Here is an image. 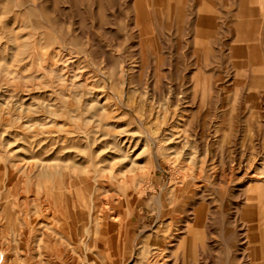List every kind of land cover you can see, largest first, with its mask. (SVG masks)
Here are the masks:
<instances>
[{"label": "rangeland", "instance_id": "374dc122", "mask_svg": "<svg viewBox=\"0 0 264 264\" xmlns=\"http://www.w3.org/2000/svg\"><path fill=\"white\" fill-rule=\"evenodd\" d=\"M263 198L264 0H0V264H264Z\"/></svg>", "mask_w": 264, "mask_h": 264}, {"label": "bare ground", "instance_id": "6f19581e", "mask_svg": "<svg viewBox=\"0 0 264 264\" xmlns=\"http://www.w3.org/2000/svg\"><path fill=\"white\" fill-rule=\"evenodd\" d=\"M200 21V20H199ZM240 35V34H239ZM16 54H17V52H16ZM237 63V62H236ZM45 66V65H44ZM247 68V67H246ZM70 69V68H69ZM245 70V69H244ZM243 70V71H244ZM239 72V71H238ZM256 73V72H255ZM62 74V73H61ZM258 76V75H257ZM260 81V80H259ZM259 84V83H258ZM211 89V88H210ZM95 177V176H94ZM189 177V176H188ZM191 177V176H190ZM192 178V177H191ZM185 179H187L186 177H185ZM193 181V180H192ZM123 183V182H122ZM183 185H185V183H186V181L185 180H183L182 182H181ZM96 184V183H95ZM131 184V183H130ZM259 184V183H258ZM125 186H127L126 185V183L124 184ZM179 185V184H178ZM195 185V184H194ZM123 186V185H122ZM61 187V186H60ZM99 187V186H98ZM128 187V186H127ZM127 187H126V190H127ZM179 188V187H178ZM69 189V188H68ZM94 189V188H93ZM103 189V188H102ZM124 189V188H123ZM183 189V188H182ZM104 190V189H103ZM125 190V189H124ZM129 190V192L131 193V191H130V189H128ZM96 191V190H95ZM105 191H106V189H105ZM127 192V191H126ZM203 192V191H202ZM259 192V191H258ZM58 193V192H57ZM93 193V192H92ZM107 193V192H106ZM185 193V192H184ZM250 193V192H249ZM61 195H62V193H61ZM128 195V194H127ZM201 195V194H200ZM247 195V194H246ZM252 195V194H251ZM84 196H86V195H84ZM110 196V195H109ZM132 196V195H131ZM174 196V195H173ZM250 196V194L247 196V198H246V202H247V207L245 208L246 209V211L248 212V213H250V214H252L254 217H258L259 215L258 214H256L255 212H253V208L255 207L254 206V204H253V199H254V196L253 197H249ZM58 198V197H57ZM190 198V197H189ZM95 199V198H94ZM120 199V198H119ZM128 199V198H127ZM37 200H39V199H37ZM36 200V201H37ZM106 200V199H105ZM129 200V199H128ZM131 200V199H130ZM88 201V200H87ZM102 201V200H101ZM118 202H120V200H117ZM94 202H95V200H94ZM112 202H113V200H112ZM130 202V201H129ZM183 202V201H182ZM257 202V201H256ZM263 202H264V198H263ZM90 203V202H89ZM105 203V202H104ZM122 202H120V204H121ZM103 204V203H102ZM112 204V203H111ZM91 205V204H90ZM103 205H105V204H103ZM110 205V204H109ZM109 205H108V207H109ZM118 205V204H117ZM130 205V204H129ZM161 205V204H160ZM184 205V204H183ZM258 205V204H257ZM102 205H100V207H101ZM107 206V205H106ZM122 206V205H121ZM182 206V205H181ZM260 206V205H259ZM58 207V206H57ZM163 207V206H162ZM184 207V206H183ZM202 207V206H201ZM47 208V207H46ZM56 208V207H55ZM91 208V207H90ZM117 208V207H116ZM164 208V207H163ZM176 208V207H175ZM49 209H50V206H49ZM92 209V208H91ZM90 209V210H91ZM108 210H109V208H107ZM113 209V208H112ZM118 209V208H117ZM171 209H173V207L171 208ZM192 209V208H191ZM46 210H48V208L46 209ZM100 210V209H99ZM114 210V209H113ZM113 210L111 211V212H109L108 213V211L106 212V211H100V213L99 212H97V213H95L94 215H91L90 216V212H89V216H88V218L90 219V218H92V219H94V221H95V224H98V223H100V222H103V226H102V235L100 234V233H98L99 234V236L98 235H95V231L94 230H92L91 231V233H88V229H85L84 230V233H87V235H85V237L83 238V240H86L87 241V244L89 245V246H91V245H93L94 246V249L95 250H99V246H100V240L102 239V238H100V237H106L107 235L111 238L112 236V234L114 233V230H117V232L119 233L120 232V229H122V227H123V224H121L120 223V221H119V219H117V217H119V216H117L116 217V215H115V213L113 212ZM52 211V210H51ZM51 211H50V213H51ZM58 211V210H57ZM115 211V210H114ZM121 211V210H120ZM122 211H124V210H122ZM176 211V210H175ZM181 211V210H180ZM54 212V211H53ZM183 212V211H182ZM189 212V211H188ZM29 213V212H28ZM98 213H99V215H98ZM122 213V212H121ZM121 213L119 212V214L121 215ZM45 214V213H44ZM57 214V213H56ZM63 214V213H62ZM117 214V213H116ZM128 214V213H127ZM246 214V213H245ZM55 215V214H54ZM53 215V216H54ZM178 215V214H177ZM187 215V214H186ZM258 215V216H257ZM243 216H244V214H243ZM47 217H49V216H47ZM50 217H52V216H50ZM107 217H109V219H110V222H107L106 221V219H107ZM191 217H192V215H191ZM244 217H246V216H244ZM44 218V217H43ZM42 218V219H43ZM46 218V217H45ZM84 218V217H83ZM189 218V217H188ZM204 218V217H203ZM258 218H260V217H258ZM53 219H54V217H53ZM55 219H57V217L55 218ZM87 219V218H86ZM123 219V218H122ZM177 219H178V217H177ZM191 219V218H190ZM206 219H208V218H206ZM48 221H49V219H47ZM68 220V219H67ZM82 220V219H81ZM197 217L195 218V224H193V225H190V224H188V221H187V223H184L185 224V227H184V230L183 231H185L184 233H185V238H184V236H183V239H182V241H181V244H180V246L182 245V247H184L185 249L187 248V247H196V245H197V237H198V234H199V231H198V229H197V225H198V223H196L197 221ZM260 220V219H259ZM46 221V220H45ZM53 221V220H52ZM55 221V220H54ZM100 221V222H99ZM30 222V221H29ZM172 222H173V217H170L169 218V221H168V226H167V229H170V225H174V224H172ZM260 222V221H259ZM39 223V222H38ZM41 223V222H40ZM44 223V222H43ZM43 223H41V224H39V225H42ZM88 223H89V221H88ZM88 223H86V224H88ZM92 223V222H91ZM204 223V222H203ZM77 224V223H76ZM166 224V223H165ZM207 224V223H206ZM37 225V224H36ZM44 225H48V224H44ZM52 225V224H51ZM65 226V225H64ZM67 226H68V224H67ZM264 226V225H263ZM262 226V227H263ZM45 227V226H44ZM95 227V226H94ZM114 227H116V229H114ZM163 227H164V225H163ZM166 227V226H165ZM43 228V227H42ZM49 228V227H48ZM86 228V227H85ZM52 229V228H51ZM84 229V228H83ZM205 229V228H204ZM46 230H47V228H46ZM45 230V228L44 229H42L41 230V232L38 234L40 237V239L39 240H36V247H35V250L36 249H40V247H41V245H40V242L42 241V240H48V236H49V234H50V231H46ZM90 230V229H89ZM55 231V230H54ZM157 231V230H156ZM176 231V230H175ZM180 231V230H179ZM19 232H21V229H19ZM22 232H24V231H22ZM21 232V233H22ZM51 232H53V231H51ZM170 232V231H169ZM57 233H59V232H57ZM152 233V232H151ZM154 233V232H153ZM176 233V232H175ZM26 234V233H25ZM52 234H54V233H52ZM52 234H50V237L51 236H53ZM90 234H91V236H90ZM149 235H151L150 234V232L148 233ZM157 233H155V235H156ZM262 237H263V240H264V231H262ZM23 235V234H22ZM56 235V234H55ZM101 235V236H100ZM124 235V234H123ZM158 235V234H157ZM182 235V234H181ZM257 235V234H256ZM58 236H60V235H58ZM58 236H55V237H58ZM152 236V235H151ZM163 236V235H162ZM175 236V235H174ZM177 236V235H176ZM24 237V236H23ZM153 237H154V235H153ZM152 237V238H153ZM60 238V237H59ZM63 238V237H62ZM82 238V237H81ZM156 238H158V237H156ZM160 238V237H159ZM169 238V237H168ZM176 238V237H175ZM247 238V237H246ZM252 238V237H251ZM255 238H256V236H255ZM49 239H51V238H49ZM67 239V238H66ZM124 239V238H123ZM161 239L162 240H156L155 241V238H154V241L155 242H153L152 244H150V246L148 245H145L143 248H142V252H144V253H147V254H151L152 253V251L155 253V252H157V251H160V250H163V249H165L166 250V248H168V247H165V243L163 242L164 240H163V238L161 237ZM171 239H174V238H171ZM248 239V238H247ZM59 240V239H58ZM146 240V239H145ZM179 240V239H178ZM250 240H252V239H250ZM142 241V240H141ZM171 241V240H170ZM80 242V240L78 241V243ZM177 242V241H176ZM48 243H50V242H48ZM170 243V242H169ZM51 244V243H50ZM49 244V245H50ZM102 244V243H101ZM106 244V243H105ZM175 244V243H174ZM47 245V244H46ZM54 245V244H53ZM168 245V244H167ZM173 245V244H172ZM55 246V245H54ZM53 246V247H54ZM141 246V245H140ZM177 246V245H176ZM179 246V247H180ZM44 247H49V246H44ZM44 247H43V249H44ZM87 247V246H86ZM108 247V246H107ZM170 247V246H169ZM50 248V247H49ZM74 248H76V247H74ZM80 248V247H79ZM82 248V247H81ZM80 248V249H81ZM85 248V247H84ZM89 248V247H88ZM141 248V247H140ZM43 249H42V252H43ZM46 249V248H45ZM87 249V248H86ZM85 249V250H86ZM49 250V249H48ZM47 250V251H48ZM85 250H83L84 252H85ZM164 250V251H165ZM179 250V249H178ZM36 251H40V250H36ZM45 251V250H44ZM141 251V250H140ZM187 251V250H186ZM41 252V251H40ZM39 252V253H40ZM42 252H41V254H42ZM63 252V251H62ZM65 252V251H64ZM84 252H83V254H84ZM171 252V251H170ZM47 253V252H46ZM46 253H44V254H46ZM66 253V252H65ZM91 253V252H90ZM109 253V252H108ZM30 254V253H29ZM59 254V253H58ZM76 254V253H75ZM74 254V255H75ZM82 254V253H81ZM93 254V253H92ZM96 254V253H95ZM94 254V255H95ZM112 254V253H111ZM142 255V254H141ZM148 255V256H149ZM162 255V254H161ZM51 256V255H50ZM63 256V255H62ZM86 256V255H85ZM96 256V255H95ZM182 256V255H181ZM97 257V256H96ZM99 257V256H98ZM151 257H153V256H151ZM157 257V256H156ZM155 257V258H156ZM178 257H180L179 255H178ZM75 258V257H74ZM93 258V257H92ZM153 259V260H151V258L150 259H148L149 261H147V263L146 264H158V260L160 259ZM158 258V257H157ZM165 258V257H164ZM169 258V257H168ZM192 258V257H191ZM51 259V258H50ZM64 259V258H63ZM66 259V258H65ZM76 259V258H75ZM74 259V260H75ZM94 259V258H93ZM100 259H102L101 257H100ZM81 260V259H80ZM99 260V259H98ZM103 260V259H102ZM108 260V259H107ZM163 260V259H162ZM175 260V259H174ZM62 261V260H61ZM84 261V260H83ZM83 261H81V262H83ZM92 261V260H91ZM94 261V260H93ZM141 261H143V260H141ZM78 261H76V263H77ZM140 262V261H139ZM178 262V261H177ZM21 263V262H20ZM93 263V262H92ZM95 263V262H94ZM113 263V262H112ZM137 263V262H136ZM135 263V264H136ZM143 263H144V261H143ZM142 263V264H143ZM261 263V262H260ZM17 264V263H16ZM65 264V263H64ZM85 264H87L86 262H85ZM101 264V263H100ZM171 264H176V261H173Z\"/></svg>", "mask_w": 264, "mask_h": 264}]
</instances>
